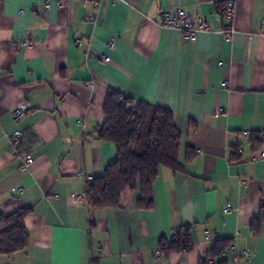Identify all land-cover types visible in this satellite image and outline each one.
Instances as JSON below:
<instances>
[{"label": "crops", "instance_id": "obj_1", "mask_svg": "<svg viewBox=\"0 0 264 264\" xmlns=\"http://www.w3.org/2000/svg\"><path fill=\"white\" fill-rule=\"evenodd\" d=\"M59 1L0 0V214L32 208L27 247L0 254V264H203L210 255L214 264H264V223L251 230L264 206V0H235L228 42L223 0ZM177 8L205 16L210 31L189 42L161 28L160 10ZM110 89L170 109L180 131V169L160 168L151 207L138 205L139 185L115 209L73 197L116 159L97 136ZM20 103L27 112L13 118ZM17 130L15 154L5 135ZM174 234L188 247L156 259Z\"/></svg>", "mask_w": 264, "mask_h": 264}, {"label": "trees", "instance_id": "obj_2", "mask_svg": "<svg viewBox=\"0 0 264 264\" xmlns=\"http://www.w3.org/2000/svg\"><path fill=\"white\" fill-rule=\"evenodd\" d=\"M103 111L105 122L97 131L98 138L112 142L116 159L109 162L103 172L86 186L85 200L95 209H115L120 205V195L126 189L139 185L140 207H151L152 187L161 167L171 171L180 169L178 150L181 134L170 109L145 102L134 104L117 90H108ZM31 207L0 214V254L11 255L24 250L29 243V231L23 224ZM264 223V206L252 222L251 230L258 232ZM167 243L160 240L164 252L185 250L187 240L181 236ZM186 236V235H185ZM221 242L213 247V255L223 249ZM226 246V245H225Z\"/></svg>", "mask_w": 264, "mask_h": 264}, {"label": "built area", "instance_id": "obj_3", "mask_svg": "<svg viewBox=\"0 0 264 264\" xmlns=\"http://www.w3.org/2000/svg\"><path fill=\"white\" fill-rule=\"evenodd\" d=\"M122 2H126V0H119ZM63 4V0H60L57 2V5L61 6ZM44 6L46 9L49 7V2H45ZM220 14L222 15L225 23L219 30V32L223 35V38L225 41H230L232 39L233 34L235 33V28L233 25L234 17H235V10H236V2L235 0H223V3L220 7ZM97 17V14H94L92 17H88V20L95 21V18ZM160 17V27L164 29H172L176 30L181 38L185 41L189 42H195L197 40V37L199 33L210 31L208 21L205 16H191L187 14L182 8H177L175 11L170 12L166 9H161L159 12ZM34 39L32 37H29L25 40L20 41V46H28ZM79 42V40H77ZM105 47L109 50H113L115 47V41L109 40ZM109 59L108 55H103L102 60L104 62H107ZM89 86H91L90 83H88ZM226 82L221 83V87H225ZM27 112V106L25 103H20L16 107H14L11 110V115L13 118H19L23 116ZM21 131L17 130L12 133H7L5 136L8 140L9 146L11 149H13L14 153L17 154L19 149V145L21 143ZM260 159L264 160V152L260 153ZM35 160V156L33 152L26 153L22 162V167L24 169H27V167L33 163ZM92 180V178L87 179V182L83 188V192L80 193H74L73 197L75 199L80 200L83 195H85L86 186L87 184ZM13 192H21L22 188H13ZM224 213H228L231 211V207L228 203L225 204L223 208ZM205 240H210V234L208 231H205ZM239 233H237L238 235ZM176 239L175 235L170 236V240ZM228 249L230 252L233 253L234 258L237 257L238 253L236 252V248L234 245H229ZM243 258L249 259L250 257V251L247 249L242 250L239 253ZM153 255L156 259L160 258L162 255V251L159 247L155 248L153 251ZM203 264H214V258L213 256H208Z\"/></svg>", "mask_w": 264, "mask_h": 264}]
</instances>
